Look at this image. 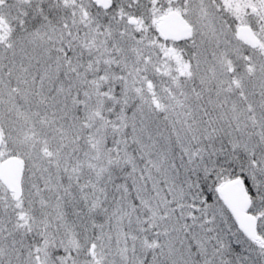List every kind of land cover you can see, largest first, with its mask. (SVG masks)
<instances>
[{"label":"snow or ice","instance_id":"6c2138e0","mask_svg":"<svg viewBox=\"0 0 264 264\" xmlns=\"http://www.w3.org/2000/svg\"><path fill=\"white\" fill-rule=\"evenodd\" d=\"M0 264H264V0H0Z\"/></svg>","mask_w":264,"mask_h":264}]
</instances>
